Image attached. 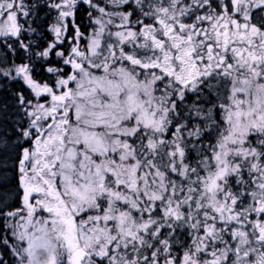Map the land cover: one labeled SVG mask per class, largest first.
<instances>
[{"label": "snow or ice", "instance_id": "snow-or-ice-1", "mask_svg": "<svg viewBox=\"0 0 264 264\" xmlns=\"http://www.w3.org/2000/svg\"><path fill=\"white\" fill-rule=\"evenodd\" d=\"M0 264H264V0H0Z\"/></svg>", "mask_w": 264, "mask_h": 264}]
</instances>
